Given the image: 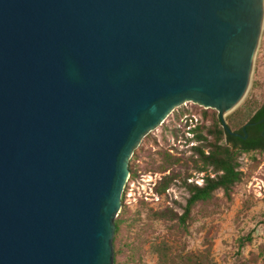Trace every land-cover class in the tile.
Here are the masks:
<instances>
[{"label": "water", "instance_id": "water-1", "mask_svg": "<svg viewBox=\"0 0 264 264\" xmlns=\"http://www.w3.org/2000/svg\"><path fill=\"white\" fill-rule=\"evenodd\" d=\"M264 0H0V264H115L143 138L247 97Z\"/></svg>", "mask_w": 264, "mask_h": 264}, {"label": "rangeland", "instance_id": "rangeland-1", "mask_svg": "<svg viewBox=\"0 0 264 264\" xmlns=\"http://www.w3.org/2000/svg\"><path fill=\"white\" fill-rule=\"evenodd\" d=\"M247 99L254 104L264 101V28L256 55L251 87L239 107ZM202 108L205 107L193 102L177 107L164 123L148 133L138 146V157L132 160L138 175L130 176L124 193L125 204L133 213H140V216L134 226L125 225L120 245L122 252L117 257L119 264H161L152 246L164 240L171 246L173 255L178 252L199 253L211 247L215 264H264L262 152L240 155L244 177L242 182L236 185L232 201L225 198L223 190L216 191L214 199L209 204L200 203L194 208L187 229L179 226L177 221L153 218L152 210L173 207L180 214L183 212L175 201L181 205L186 204L189 192L183 179L187 174H189L187 183L199 185L196 180L202 182V185L204 183L206 172L198 171L194 167L190 157L193 153L191 149L193 146H190L193 138L186 135L187 126L183 121L186 116H196L199 118L198 125L203 122L209 124L210 120L205 119ZM194 140L196 145L199 144L195 136ZM164 150L181 157L182 160L175 166L180 176L165 193L159 194L155 191V186L165 174L159 169L162 163L161 152ZM249 234L253 236V240L240 247V239Z\"/></svg>", "mask_w": 264, "mask_h": 264}, {"label": "trees", "instance_id": "trees-1", "mask_svg": "<svg viewBox=\"0 0 264 264\" xmlns=\"http://www.w3.org/2000/svg\"><path fill=\"white\" fill-rule=\"evenodd\" d=\"M202 113L206 120H210V123L203 122L193 129L195 139L199 141V144L191 148L193 153L190 157L196 170L206 172L203 185L187 183L189 176L187 174V177L183 179V183L189 192L186 204L181 205L178 201H175V204L179 205L183 209V212L180 214L173 207L158 211L152 210L154 219L177 221L179 226L185 229H187L189 222L192 220L194 208L200 203L209 204L214 199L216 191L223 190L225 198L228 201H232L235 187L242 182L244 177L240 162V155L242 153H264V121L253 126H248V138L245 140L242 137H235L226 132L216 109L202 108ZM263 119L264 101L254 104L252 101H248V99L241 107L226 116L231 129L241 134H245L242 129L245 123L259 122ZM161 155L162 163L159 169L165 174L155 186V191L159 194L165 193L180 176V172L175 170V166L182 160L181 157L174 156L166 150L162 151ZM137 157L138 152L136 148L129 162L131 177L138 175V171L135 169L134 163H132V160H135ZM167 171L169 172L167 173ZM139 216L140 213H133L125 204V193H123L122 208L115 220V264H119L117 257L122 252L120 245L125 225L134 226ZM252 240L253 236L251 234L245 238H241L240 247H243L247 242H251ZM152 249L158 254L161 264H215L211 255V247L199 253L182 254L178 252V254L173 255L171 246L164 240L153 244Z\"/></svg>", "mask_w": 264, "mask_h": 264}, {"label": "built area", "instance_id": "built-area-1", "mask_svg": "<svg viewBox=\"0 0 264 264\" xmlns=\"http://www.w3.org/2000/svg\"><path fill=\"white\" fill-rule=\"evenodd\" d=\"M183 121L185 122V125L187 126V131H186V135L190 138H193V140L191 141L190 143V146H195L196 145V142L194 140V136H195V132L193 131L194 128L197 127V125L199 124V118L196 117V116H186ZM130 176H128V179H127V182L129 181L130 179ZM192 181V180H190ZM196 182L199 184V185H202V182H199L196 180ZM127 184V183H126ZM126 188V186H125ZM125 191V190H124ZM168 192H170V190H168Z\"/></svg>", "mask_w": 264, "mask_h": 264}, {"label": "flooded vegetation", "instance_id": "flooded-vegetation-1", "mask_svg": "<svg viewBox=\"0 0 264 264\" xmlns=\"http://www.w3.org/2000/svg\"><path fill=\"white\" fill-rule=\"evenodd\" d=\"M262 121H264V119L263 120H261V121H259L258 123H260V122H262ZM257 123V124H258ZM256 125V124H255ZM253 126V125H252ZM238 133H240V132H238ZM245 133V132H244ZM241 134V133H240ZM241 135H245V134H241ZM233 136V135H232ZM235 137H240V136H235ZM247 138H248V133H247ZM247 138H245V140L247 139ZM244 139V138H243Z\"/></svg>", "mask_w": 264, "mask_h": 264}]
</instances>
